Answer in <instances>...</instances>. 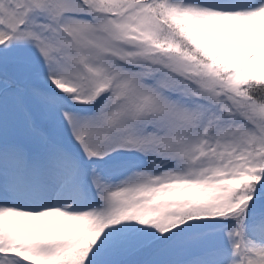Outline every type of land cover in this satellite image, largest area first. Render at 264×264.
<instances>
[{"label": "snow or ice", "instance_id": "obj_1", "mask_svg": "<svg viewBox=\"0 0 264 264\" xmlns=\"http://www.w3.org/2000/svg\"><path fill=\"white\" fill-rule=\"evenodd\" d=\"M0 264H264V0H0Z\"/></svg>", "mask_w": 264, "mask_h": 264}]
</instances>
